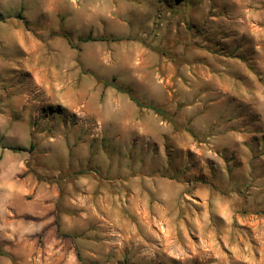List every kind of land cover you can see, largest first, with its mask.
Masks as SVG:
<instances>
[{
  "label": "rangeland",
  "instance_id": "1",
  "mask_svg": "<svg viewBox=\"0 0 264 264\" xmlns=\"http://www.w3.org/2000/svg\"><path fill=\"white\" fill-rule=\"evenodd\" d=\"M0 156V264H264V0H0Z\"/></svg>",
  "mask_w": 264,
  "mask_h": 264
},
{
  "label": "trees",
  "instance_id": "2",
  "mask_svg": "<svg viewBox=\"0 0 264 264\" xmlns=\"http://www.w3.org/2000/svg\"><path fill=\"white\" fill-rule=\"evenodd\" d=\"M104 85L107 86V87L115 88L116 90H118V91L121 92V93H126V94H128V95L130 96V98H131V99H132V100H133V101H134L139 107H147V108L153 110L156 114L164 115V116H165V110H164V109L159 108V107H156V106H154V105L144 106V105L142 104V102H141L139 99H137V98L134 97V94H133V92H132L131 90L124 89V88L118 86L117 83H116V80H115V79L112 80V81H106V82H104ZM189 131H190V130H189ZM190 133H191V135H192L193 137H196V135H195L194 132L190 131ZM1 159H2V157L0 156V161H1ZM0 256H8V257H11V258H12V256H10L9 254H7L6 252H4V251L1 249V246H0Z\"/></svg>",
  "mask_w": 264,
  "mask_h": 264
}]
</instances>
